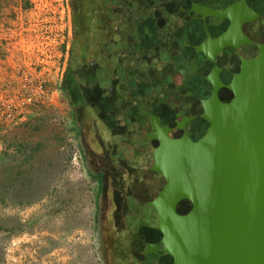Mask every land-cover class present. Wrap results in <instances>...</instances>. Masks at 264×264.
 Segmentation results:
<instances>
[{
    "label": "water",
    "instance_id": "obj_1",
    "mask_svg": "<svg viewBox=\"0 0 264 264\" xmlns=\"http://www.w3.org/2000/svg\"><path fill=\"white\" fill-rule=\"evenodd\" d=\"M215 1L131 4L137 22L106 47L111 63H93L139 264H264V53L244 34L264 27V0L207 22ZM244 56L261 66L239 79Z\"/></svg>",
    "mask_w": 264,
    "mask_h": 264
},
{
    "label": "rangeland",
    "instance_id": "obj_2",
    "mask_svg": "<svg viewBox=\"0 0 264 264\" xmlns=\"http://www.w3.org/2000/svg\"><path fill=\"white\" fill-rule=\"evenodd\" d=\"M37 17L43 29L53 25L52 33H57V23L61 27L57 43L51 42L52 49L45 46L49 50L43 56L57 55L60 64L65 56L72 39L69 0L0 1V92L7 80L9 85L15 82L17 70L10 72V66L24 64L36 52L26 46L34 47L40 39L33 29ZM61 81L55 85L52 101L31 110L25 119L8 121L0 116V159L10 155L13 165L22 158L28 163L35 146L53 164L42 173L46 179L41 198L23 206L0 203V264H108L103 236L105 230L110 234L118 211L114 217L106 214L101 200L113 187L122 199L126 174L116 168L113 186L110 175L95 163L94 155L103 158L99 140L106 139L107 133L83 128L84 116L72 109ZM5 217L11 219L4 221ZM121 231L119 242L124 243Z\"/></svg>",
    "mask_w": 264,
    "mask_h": 264
},
{
    "label": "flooded vegetation",
    "instance_id": "obj_3",
    "mask_svg": "<svg viewBox=\"0 0 264 264\" xmlns=\"http://www.w3.org/2000/svg\"><path fill=\"white\" fill-rule=\"evenodd\" d=\"M82 1L69 0L71 13L70 36H72V39L70 45H68L67 61L61 84L72 109L79 115L84 116L83 128L97 133L99 131H107V138L99 140L102 142L100 150H102L103 158L99 160L95 155L94 158H96L95 163L102 166L103 171L108 176L110 175L111 178L109 179L115 186L117 183L113 172H115L116 168L121 167L114 165L110 160L111 140L109 132L97 114V110L101 109L105 102V97L100 90L99 79L94 78L92 75L95 67L93 63L97 62V58L100 59L99 62L102 66L111 63V60H108V56L104 53L106 47L115 39L114 36L117 30L127 27L132 22V24L137 22L139 10H136L131 4L138 2L140 7L143 8L151 0H91L93 5L89 13L83 9ZM240 2L241 0H216L208 6L204 20L213 23L221 22ZM246 33L251 38V41L247 40L253 49H255L253 45L257 44V38L260 36H262V44H264V27L249 28L245 30L244 34L246 35ZM247 59H249V56H244L243 60ZM247 71L245 61L244 65L236 64L235 73L239 79L243 78ZM225 88L227 90L234 88L230 80L225 83ZM226 110L231 115L235 114L232 108L228 106ZM122 170L124 171V169ZM124 193L125 190L119 203L117 197L120 192L117 187H113L109 196L105 195L101 200L103 212L104 210L106 214L110 212V215L114 217L119 210V217ZM117 223L118 218L115 225Z\"/></svg>",
    "mask_w": 264,
    "mask_h": 264
},
{
    "label": "trees",
    "instance_id": "obj_4",
    "mask_svg": "<svg viewBox=\"0 0 264 264\" xmlns=\"http://www.w3.org/2000/svg\"><path fill=\"white\" fill-rule=\"evenodd\" d=\"M5 2L6 0H0ZM83 9L87 10L89 13L91 6L93 5L91 0H83ZM89 15V14H88ZM85 15V16H88ZM246 38L251 41V38L246 33ZM262 36L257 38V41L253 47L258 51L264 53V44H262ZM247 69L250 71L258 70L261 66L259 59L249 56V59L244 60ZM231 84H234L230 80ZM235 105L230 106L234 108ZM107 133V131H106ZM108 136V133H107ZM4 144V143H3ZM23 145V144H22ZM21 145V147H22ZM38 148L33 147L32 151L28 155L30 160L28 163L21 162L13 165L10 155L6 159H0V203L6 205H17L23 206L34 202L35 200L41 198L44 195L45 188V174L53 164L50 160L43 159L37 151ZM23 153L22 151H19ZM2 155L6 156V152H1ZM28 166V167H26ZM126 178V175H125ZM127 181V179H126ZM127 183V182H126ZM40 192V193H39ZM118 196V195H117ZM122 196V195H121ZM118 202L120 199L117 197ZM117 207V205H116ZM119 212V210H118ZM11 219L10 217H5L3 220L7 221ZM110 234L108 230H105L103 240L107 248L106 250V260L108 264H139L138 261L132 256L129 251V235L127 229L125 228L120 216L118 217V223L116 225L112 224L109 226ZM119 230L124 233L125 242H119L120 236ZM112 235V236H110ZM118 242L116 243L115 241ZM112 243V244H110Z\"/></svg>",
    "mask_w": 264,
    "mask_h": 264
},
{
    "label": "built area",
    "instance_id": "obj_5",
    "mask_svg": "<svg viewBox=\"0 0 264 264\" xmlns=\"http://www.w3.org/2000/svg\"><path fill=\"white\" fill-rule=\"evenodd\" d=\"M37 26L34 31L40 34V39L34 47L26 46V50H35V54L30 57L29 61L24 64H16L10 66V72L16 68L17 76L14 84H8L5 89L0 92V116L6 120L17 121L26 118V115L35 110L39 105L51 102L53 94L56 91V84L61 81V77L65 71L67 61L68 45H66L65 56L59 63L57 55L43 56L45 46H50L51 42L56 41L55 37L59 34L60 25L57 23V33H52L53 25L49 24V29H43V23L36 18ZM41 36L43 40L41 39ZM45 37V39H44ZM52 37V39H51ZM24 45L20 43V49ZM53 45L50 46L52 49Z\"/></svg>",
    "mask_w": 264,
    "mask_h": 264
}]
</instances>
